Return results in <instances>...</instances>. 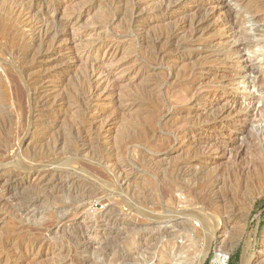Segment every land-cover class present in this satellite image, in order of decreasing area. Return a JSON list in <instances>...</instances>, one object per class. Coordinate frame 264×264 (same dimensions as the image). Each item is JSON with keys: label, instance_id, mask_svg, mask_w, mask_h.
I'll return each instance as SVG.
<instances>
[{"label": "rangeland", "instance_id": "1", "mask_svg": "<svg viewBox=\"0 0 264 264\" xmlns=\"http://www.w3.org/2000/svg\"><path fill=\"white\" fill-rule=\"evenodd\" d=\"M16 1L0 0V264H195L194 211L228 223L203 264L262 254L264 0ZM226 99L237 113L218 122Z\"/></svg>", "mask_w": 264, "mask_h": 264}, {"label": "bare ground", "instance_id": "2", "mask_svg": "<svg viewBox=\"0 0 264 264\" xmlns=\"http://www.w3.org/2000/svg\"><path fill=\"white\" fill-rule=\"evenodd\" d=\"M15 1V0H14ZM18 2H19V0H17ZM16 1V3H18ZM238 1H240V0H235V2H238ZM12 2H13V0H12ZM4 3V2H3ZM5 3H7V2H5ZM15 3V4H16ZM209 4L208 5H210V7L211 8H209V10L206 12V14L204 13L203 15H200V16H196V14L194 15V16H196V18H194V19H191L190 18V21L188 22L187 20V23H186V21H183L182 23H180V24H182V25H191V28H192V26L194 27L193 28V30L194 29H199V28H201L203 25H204V22L207 20V18L208 19H210L209 18V16L211 15V14H214L216 11H218L217 9L223 4V2L221 1V2H208ZM175 4V3H174ZM14 5V4H13ZM15 6V5H14ZM19 6H21V5H19ZM23 6V5H22ZM161 7V6H160ZM170 7V6H169ZM222 7H224L223 5H222ZM261 7V6H260ZM6 8H7V6H6ZM13 8V7H12ZM18 9V8H17ZM16 9V10H17ZM28 9H30V8H28ZM258 9H260V8H258ZM264 9V8H263ZM4 10H5V8H4ZM8 12H9V6H8ZM31 10V9H30ZM169 10V9H168ZM171 10V9H170ZM206 10H207V8H206ZM15 11V10H14ZM20 11H21V9H20ZM20 11L18 10V12L20 13ZM140 11V10H139ZM263 11V10H262ZM5 12H7V11H5ZM10 12H11V10H10ZM9 12V13H10ZM30 12V11H29ZM264 12V11H263ZM12 13V12H11ZM26 12H24V14H25ZM28 13V12H27ZM250 13H251V11H250ZM257 13V12H256ZM14 14V13H13ZM17 14V13H16ZM21 14V13H20ZM19 14V15H20ZM255 14V13H254ZM4 15V14H3ZM6 15V14H5ZM8 15H10V14H8ZM26 15V14H25ZM29 15V14H28ZM41 15V14H40ZM17 16V15H16ZM34 17V16H33ZM41 17V16H40ZM39 17V18H40ZM43 17H45V16H43ZM187 17V16H186ZM185 17V18H186ZM258 16L255 14V15H253V18H252V20L254 21L256 18H257ZM13 18V17H12ZM15 18V17H14ZM29 18H30V16H29ZM17 19V18H16ZM33 19V18H32ZM259 19V18H258ZM18 20V19H17ZM21 20H23V19H21ZM31 20V19H30ZM33 20H36V19H33ZM48 20V19H47ZM227 20V19H226ZM26 21V20H25ZM25 21H23V22H25ZM45 19L44 20H40V21H36V23H35V29H36V34H37V36H38V38H40V42H43L44 43V41H45V43L47 44L48 42H46V40L47 41H49L48 39H50V40H52L53 42L52 43H50V46L51 45H53L54 44V46H55V44H56V42H58L59 41V33L58 32H55V33H53V32H50L49 31V29L48 28H46L45 27ZM49 21V20H48ZM208 21V20H207ZM30 22H33V21H30ZM51 22V21H50ZM231 22V21H230ZM29 23V22H28ZM52 23V22H51ZM27 24V23H26ZM31 24V23H30ZM48 24V23H47ZM231 24V23H230ZM235 24V23H234ZM21 25H23V23L21 24ZM32 25H33V23H32ZM49 25V24H48ZM52 25V24H51ZM233 25V24H232ZM30 26V25H29ZM28 26V27H29ZM34 27V26H33ZM182 27V26H181ZM18 28V27H17ZM177 28V27H176ZM180 28V27H179ZM187 28V27H186ZM30 29V28H29ZM56 29V28H55ZM181 29V28H180ZM50 30H51V28H50ZM176 30V29H175ZM179 30V29H178ZM190 30V29H189ZM192 30V31H193ZM51 31H53V30H51ZM57 31V30H56ZM58 31H59V29H58ZM181 31H182V29H181ZM192 31H190V33L192 32ZM232 31V30H231ZM185 32V31H184ZM195 32V31H194ZM173 33H174V31H173ZM177 33V32H176ZM181 33V32H180ZM33 34V33H32ZM195 34V33H194ZM204 34H206L205 32H204ZM28 35V34H27ZM190 36V35H189ZM191 36H193V33L191 34ZM190 36V37H191ZM196 36H198V35H196ZM204 36V35H203ZM175 37H176V35H175ZM199 37V36H198ZM28 38H30V37H28ZM34 38V37H33ZM35 38H37L36 36H35ZM191 38H193V37H191ZM190 38V39H191ZM24 38H22V40H23ZM162 39V38H161ZM166 39V38H165ZM199 39V38H198ZM26 40H27V38H26ZM34 40V39H33ZM32 40V41H33ZM36 40V39H35ZM38 40V39H37ZM175 40V39H174ZM173 40V41H174ZM8 41H10V40H8ZM31 41V40H30ZM166 41V40H165ZM172 41V42H173ZM15 42H16V40H15ZM29 42V41H28ZM31 43V42H30ZM33 43V42H32ZM44 43V44H45ZM45 44V45H46ZM21 45V44H20ZM35 45H36V43H35ZM43 45V44H42ZM42 45H41V47L40 48H42ZM246 45H247V43H246ZM11 46V45H10ZM53 46V47H54ZM39 47V46H38ZM188 47V46H187ZM242 47V46H241ZM240 47V48H241ZM30 48V47H29ZM239 48V49H240ZM13 49V48H12ZM43 49V48H42ZM41 49V50H42ZM233 49V48H232ZM235 49V48H234ZM238 49V50H239ZM40 50V51H41ZM46 50H47V48H46ZM236 50V49H235ZM238 50H236V52L238 51ZM17 51H18V49H17ZM22 51V50H21ZM46 52V51H45ZM18 53V52H17ZM16 53V54H17ZM37 53V52H36ZM44 54L42 53V51H41V55H39L40 56V58H43L44 56H43ZM21 56V55H20ZM230 56V55H229ZM228 57V56H227ZM230 57H228V59H229ZM238 58V57H237ZM233 59V58H232ZM2 60V59H1ZM225 60V59H224ZM241 60V59H240ZM232 61H235L234 59L232 60ZM238 61V60H237ZM1 64V63H0ZM236 64H238V63H236ZM2 68V67H1ZM2 70H3V68H2ZM22 70V69H21ZM234 70V69H233ZM27 71V70H26ZM191 72V71H190ZM193 73H194V71H192ZM22 73V72H21ZM218 74V73H217ZM23 75V74H22ZM191 75V74H190ZM192 75H194V74H192ZM231 75H232V73H231ZM237 75H238V73H237ZM195 76V75H194ZM228 76H230L229 74H228ZM224 77V76H223ZM235 77H236V75H235ZM196 77H194V79H195ZM226 78H227V76H226ZM222 80H221V82H222V84H224V83H226V79L225 78H221ZM225 79V80H224ZM1 80V79H0ZM192 82V81H191ZM233 82V81H232ZM190 84V83H189ZM188 84V86H190ZM194 84V83H193ZM192 85V84H191ZM229 85V84H228ZM234 86V85H233ZM191 87V86H190ZM189 87V88H190ZM195 87L193 86V91H194V93H193V98L195 97L196 98V100H198V101H200V100H203V98H205V93H203V91H199V90H197L196 88L194 89ZM199 91V92H198ZM1 94V93H0ZM186 94V93H185ZM197 95V96H196ZM185 96H187V94L185 95ZM190 97V96H189ZM38 98H40L41 99V97H38ZM188 98V97H187ZM39 99V100H40ZM221 100V99H220ZM31 101V100H30ZM41 101V100H40ZM39 102V101H38ZM225 102L226 103H223L224 105H221L222 107L220 108V109H217L216 110V114H215V118L214 119H216L218 122L220 121H223L224 122V120L225 119H227V118H232L233 117V114L236 112L235 110H236V105H238L237 103V101H235V100H233V99H226L225 100ZM229 102V103H228ZM15 103V102H14ZM45 103V102H44ZM43 103V104H44ZM41 104V103H40ZM31 105V104H30ZM29 105V106H30ZM33 105V104H32ZM16 106V105H15ZM18 107V106H17ZM30 108V107H29ZM16 109V108H15ZM237 113V112H236ZM238 113H239V111H238ZM247 114H249V112H247ZM247 114H245V116H247ZM208 117V116H207ZM235 117V116H234ZM215 120V121H216ZM214 122V121H213ZM203 123V122H202ZM236 124V123H235ZM205 125V124H204ZM27 140V139H26ZM22 144H24V142H21V144H20V146H19V148H18V150H19V152L21 153H23V151H22ZM243 146V145H242ZM207 149V148H206ZM2 151V150H1ZM17 155H19V154H17ZM23 156V155H22ZM20 157V156H19ZM236 159V158H235ZM21 160H22V158H21ZM26 163V162H25ZM35 163V162H34ZM4 164V163H3ZM13 164V163H12ZM5 165H7V164H5ZM49 165V163H45V164H43V165H41V164H39V166L38 167H45V166H48ZM2 166V165H1ZM4 166V165H3ZM16 167V166H15ZM21 168H22V166H21ZM27 168V167H26ZM24 169V168H23ZM26 176V178H29V177H31V175H29V173L28 174H26L25 175ZM35 176H37V178L41 181L44 177H45V174L43 175L42 173H40V171H37L36 172V174H35ZM47 176H49V175H47ZM16 179V178H15ZM11 180V179H10ZM57 180V179H56ZM15 181V180H14ZM20 182V181H19ZM33 183V182H32ZM36 184H37V182H35ZM39 183V182H38ZM44 183V182H43ZM49 183V182H48ZM43 186V185H42ZM41 186V187H42ZM39 187V186H38ZM40 187V188H41ZM263 190V189H262ZM178 192V191H177ZM258 193H254L255 195H251V196H249V197H251V198H249L250 199V202L252 203V202H254L255 201V199L257 198V197H259V196H261L263 193L262 192H259V191H257ZM179 193V192H178ZM1 194V193H0ZM264 196V195H263ZM185 198V197H184ZM248 203V202H247ZM196 210V209H195ZM203 210V209H202ZM245 210H248V209H245ZM203 212V211H202ZM201 211H194V212H192V213H187V215H186V219H185V225H184V229H185V235H183V238L185 239L186 238V240L188 239V240H190V237H191V233H195V232H197V229H196V227L192 224V222L194 221V220H197V221H199V222H201V224H202V226H204L205 227V237L207 238L206 239V246H205V249H204V251L203 252H201V253H199L198 254V256H196V257H198V259L197 260H195V264H203L204 263V261H205V259H206V257H207V255H208V252H209V249H210V246H211V242H212V239H213V237H218V234L220 235V234H223L224 233V231H225V229H226V224H228L227 223V219H220L219 217H217V215H216V213H214V212H211V213H205V214H203ZM248 212V211H247ZM245 213H246V211H245ZM243 216H246V215H243ZM247 217V216H246ZM242 219H244L243 217H242ZM246 219V218H245ZM244 219V220H245ZM64 220V219H63ZM173 220V219H172ZM241 220V219H240ZM68 221V220H67ZM222 221V223H220ZM229 222V221H228ZM244 223V222H243ZM70 224V223H69ZM241 224V223H240ZM242 226V225H241ZM240 227V226H239ZM243 227V226H242ZM245 227V226H244ZM244 229V228H243ZM161 236H171V237H173L172 239V241H171V243H170V249L172 250V251H175L178 255L179 254H181V251L183 250V249H185V245H184V243L181 241V242H179L178 241V238L176 237V234L175 233H171V232H164L163 234H161ZM219 237H221V236H219ZM263 242H264V239H263ZM222 243V242H221ZM169 245V244H168ZM225 244H223L222 246H220V248L218 249V254L216 255L217 256V258L220 260V261H223L224 260V258H226V257H224V256H227V255H225L226 253H228V251L225 249L226 247L224 246ZM251 244L249 243V245L248 246H250ZM163 246V245H162ZM165 246H167V245H165ZM226 246H228V244L226 245ZM225 247V248H224ZM163 248V247H162ZM231 248V247H230ZM245 254H244V257H243V262H242V264H264V252L262 253V254H257V255H255V256H253V255H251V254H249V252H248V248L245 250V252H244ZM176 254V255H177ZM192 255V254H191ZM193 257V256H192ZM184 260H186L185 261V263L184 264H193V260H192V258H186V259H184ZM218 261V260H217ZM173 262V261H172ZM171 262V263H172ZM177 262V261H176ZM172 264H177V263H172ZM181 264V263H180Z\"/></svg>", "mask_w": 264, "mask_h": 264}, {"label": "trees", "instance_id": "3", "mask_svg": "<svg viewBox=\"0 0 264 264\" xmlns=\"http://www.w3.org/2000/svg\"><path fill=\"white\" fill-rule=\"evenodd\" d=\"M229 264H236V263H235L234 261H233V262H232V261H230V262H229Z\"/></svg>", "mask_w": 264, "mask_h": 264}]
</instances>
